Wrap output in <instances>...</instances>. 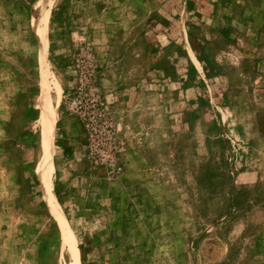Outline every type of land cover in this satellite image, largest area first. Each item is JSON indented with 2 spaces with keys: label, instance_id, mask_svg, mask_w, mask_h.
<instances>
[{
  "label": "rangeland",
  "instance_id": "374dc122",
  "mask_svg": "<svg viewBox=\"0 0 264 264\" xmlns=\"http://www.w3.org/2000/svg\"><path fill=\"white\" fill-rule=\"evenodd\" d=\"M87 11L84 0H0V264L76 258L53 165L40 173L36 157L51 99L81 127L77 106L90 112L109 104ZM256 37L221 35L202 49L211 56L203 66L204 90L215 96L206 109L212 128L190 185L177 177V216L157 213L163 222L141 211L119 242L123 264H264V35L261 43ZM51 147L52 138L50 157Z\"/></svg>",
  "mask_w": 264,
  "mask_h": 264
},
{
  "label": "crops",
  "instance_id": "0c3cea01",
  "mask_svg": "<svg viewBox=\"0 0 264 264\" xmlns=\"http://www.w3.org/2000/svg\"><path fill=\"white\" fill-rule=\"evenodd\" d=\"M84 4L85 22L94 21L90 26L97 29L98 84L122 146L123 171L108 177L104 168L88 165L82 127L61 102L52 133L53 178L70 227L73 264H123L127 251L119 242L128 240V227L143 217L141 211L163 222L157 213L177 216V177L190 185L194 156L212 128L206 109L215 96L213 88L204 90L209 80L203 66L211 56L202 49L221 35L254 34L261 43L264 0ZM218 111L222 120L224 110ZM201 116L210 124L200 125Z\"/></svg>",
  "mask_w": 264,
  "mask_h": 264
},
{
  "label": "built area",
  "instance_id": "2783aa9c",
  "mask_svg": "<svg viewBox=\"0 0 264 264\" xmlns=\"http://www.w3.org/2000/svg\"><path fill=\"white\" fill-rule=\"evenodd\" d=\"M77 107L84 109L79 115L84 132V160L90 166L104 168L108 177L120 175L123 171L122 146L116 138L115 125L108 110L85 112L87 108Z\"/></svg>",
  "mask_w": 264,
  "mask_h": 264
},
{
  "label": "bare ground",
  "instance_id": "6f19581e",
  "mask_svg": "<svg viewBox=\"0 0 264 264\" xmlns=\"http://www.w3.org/2000/svg\"><path fill=\"white\" fill-rule=\"evenodd\" d=\"M54 95H56V94H54ZM51 101L52 102L50 103V105H45V111H44L45 118L44 119H45L46 122H45V125H44L45 126L44 127V131H43V133L41 135L39 149H38V153H37V157H36L37 158V160H36L37 162L36 163H37V166H38V171L40 173H41L42 170L49 171L50 168H51V160H50L51 157H50V153H49V148H50V144H51L53 126H54V122H55V119H56L57 100H56V98H53V99H51ZM51 170H52V168H51ZM45 180H47V179H43L44 182H45ZM44 182H43V184H44ZM47 200H49V198H47ZM54 212H55V210H54ZM61 216H62V213H61ZM60 219H62V218H60ZM74 256H75V253H73L72 258H74Z\"/></svg>",
  "mask_w": 264,
  "mask_h": 264
}]
</instances>
